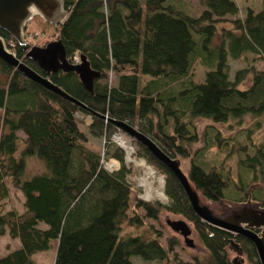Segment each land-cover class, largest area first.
I'll return each mask as SVG.
<instances>
[{
    "label": "trees",
    "instance_id": "trees-1",
    "mask_svg": "<svg viewBox=\"0 0 264 264\" xmlns=\"http://www.w3.org/2000/svg\"><path fill=\"white\" fill-rule=\"evenodd\" d=\"M199 1L205 9L196 17L181 0H62L67 15L57 26V40L68 62L75 55L85 58L99 74L91 92L73 71L48 75L75 103L0 61V236L18 242L0 255V264H37L32 256L51 245L53 264H132V256L162 262L170 254L174 264H231V237L202 223L173 173L134 141V157L163 176L167 203L138 198L124 151L111 140L120 130L117 123H126L165 155L189 160L188 178L208 200L243 201L247 188L259 183L251 196L264 206V139L253 143L252 129L245 130L243 143L227 142L230 150H241L236 179L220 164L200 163L195 154L203 149L192 151L199 141L195 118L236 124L246 116L264 118V70L251 65L230 77L229 64L251 56L264 63V9L247 7L237 17L234 0ZM0 37L17 59L45 76L23 46L2 30ZM247 77L250 84L240 88ZM85 116L91 117L88 125ZM89 137L103 145L93 148ZM221 140L217 131L209 142L218 147ZM31 158L44 171L27 178ZM108 160L119 169L106 170ZM9 185L23 198L21 213L4 211ZM161 212L189 223L205 254L177 258L173 247L180 239L172 234L164 248L158 239L165 227ZM123 225L141 232L122 235ZM234 241L246 264H259L246 238Z\"/></svg>",
    "mask_w": 264,
    "mask_h": 264
},
{
    "label": "water",
    "instance_id": "water-1",
    "mask_svg": "<svg viewBox=\"0 0 264 264\" xmlns=\"http://www.w3.org/2000/svg\"><path fill=\"white\" fill-rule=\"evenodd\" d=\"M66 15L62 0H0V30L6 32L18 46L27 49L26 56L37 64L45 76L42 78L17 59L15 51L6 46L2 37H0V61L63 99L75 103L69 95L50 82L48 75L58 70L73 71L77 74L83 88L91 92L93 81L98 78L99 74L90 68L85 58H80V63L77 65L70 64L67 61L64 47L58 40L49 42L43 47L28 48L23 34L27 23L35 17L49 24L60 25ZM117 126L131 140L142 144L173 173L185 192L192 210L202 223L231 237L227 245V248L235 253L231 264H243L244 262L243 249L234 241L237 236L246 238L253 245L259 264H264V206L252 198L251 191L254 187L250 186L246 190L247 196L243 201L224 198L208 200L196 190L181 171L179 159L165 155L149 138L135 128H130L126 123H117ZM166 224L174 233L183 238V243L187 247H194L193 240L189 238L191 229L185 221L166 220Z\"/></svg>",
    "mask_w": 264,
    "mask_h": 264
},
{
    "label": "rangeland",
    "instance_id": "rangeland-1",
    "mask_svg": "<svg viewBox=\"0 0 264 264\" xmlns=\"http://www.w3.org/2000/svg\"><path fill=\"white\" fill-rule=\"evenodd\" d=\"M238 6L239 12L237 17L242 16L244 13V9L247 7L252 8L255 11H259L260 9H264V0H234ZM189 10L191 11L193 16H199L202 10L205 7L201 4L199 0H181ZM57 26L44 22L42 19L35 17L30 22L27 23L23 33L26 34L27 39H25L27 45L30 42V46L28 47H43L47 43L56 41L57 40ZM25 38V36H24ZM230 64V77L234 74V71L237 69L242 68H249L251 65H254L256 69L264 70V63L257 59H252L251 57H247V59L243 62L240 61H229ZM198 78L203 77L202 70L198 69ZM108 84L114 85L115 83V76L110 74L108 77ZM147 80L145 76L141 77V87L143 86L144 82ZM250 84V77H247L246 81L240 85V88L244 89ZM84 123L86 125L90 124L91 117L85 116L83 118ZM193 123L197 129V135L199 138L198 143L192 145V151H203V155L199 156L196 155V159L204 164L205 166L208 164L215 165L220 164L223 166L224 170L230 174L233 179L239 174L240 171V161L242 159L240 151H235L233 149L230 150L227 142H231L233 140H238L239 142H244L245 130L252 129L250 133V138L253 143H258L262 139H264V118L254 120L250 116H246L242 119V121L238 124L235 122H228V123H212L211 121L202 119V118H195L193 119ZM258 124V125H256ZM220 134V145L216 147L214 144L210 143V136L213 132H217ZM247 132V131H246ZM122 136L125 139H129L130 145L124 149L122 148L115 140V137ZM111 140L120 147L124 151V164L126 167H130V183L134 188L139 190L137 193V197L141 198L144 201L154 202L158 201L160 203H167V197L164 194V186L165 181L162 175H160L157 171L149 167L145 164L142 159H137L134 157L135 154V147H134V140L119 130L118 132H114L111 135ZM89 141L91 142V146L95 149L100 148L103 145V140L100 138H92L89 137ZM221 150H220V149ZM130 157V161H127V158ZM180 161V169L181 171L188 177V169L190 166L189 160L180 159L176 157ZM142 161L145 166L140 167L137 164ZM103 167L106 170L113 171L117 170L120 167V164L115 160H108L103 163ZM44 171L43 163L40 161L31 158L27 161V166L25 170V176L28 178L34 174H40ZM152 171V173H151ZM189 179V178H188ZM10 186V198L4 204V211L9 210L10 208H14L17 212L21 213L23 211L22 202L23 198L20 192L14 189L11 185ZM252 187H259V183L251 184ZM249 186V187H250ZM248 187V188H249ZM247 188V189H248ZM253 190V189H252ZM138 192V191H137ZM252 192V191H251ZM161 193V195H160ZM200 193V192H199ZM201 194V193H200ZM227 197V196H226ZM226 199V198H224ZM230 200V199H229ZM161 222L165 225V227L161 228V236L158 238L163 247H166V240L172 235H176L180 239V246H174L173 251L175 252L177 258L182 260H187L189 254H205L204 248L201 244L199 237L197 236L193 227L187 223L183 218L179 216H175L172 214H168L165 212H161ZM166 220H183L187 223L189 228L191 229V234L189 238L193 240L195 244L194 247L189 248L183 243V238L174 233L166 224ZM155 229H159V225L157 223H153ZM140 233L141 229H135L132 227H128L127 225H123L121 234L126 233ZM18 247V242L16 240H12L8 237L7 234L0 236V255H5L8 252L16 249ZM228 249V248H227ZM230 259L235 256V253L229 250ZM54 254L55 248L53 245L43 252L36 253L32 256L33 260L37 264H53L54 261ZM170 259L168 261H145L139 257L132 256L130 261L132 264H174L172 261L173 254H170ZM244 262L246 264L245 257L243 255Z\"/></svg>",
    "mask_w": 264,
    "mask_h": 264
},
{
    "label": "bare ground",
    "instance_id": "bare-ground-1",
    "mask_svg": "<svg viewBox=\"0 0 264 264\" xmlns=\"http://www.w3.org/2000/svg\"><path fill=\"white\" fill-rule=\"evenodd\" d=\"M115 140L124 149H126L130 145V142H131L129 139H125L122 136L115 137ZM127 161L128 162L130 161V157L127 158ZM145 164L142 161H140L137 164V166L143 167V166H145ZM151 173H152V171H151ZM160 195H161V193H160Z\"/></svg>",
    "mask_w": 264,
    "mask_h": 264
},
{
    "label": "built area",
    "instance_id": "built-area-1",
    "mask_svg": "<svg viewBox=\"0 0 264 264\" xmlns=\"http://www.w3.org/2000/svg\"><path fill=\"white\" fill-rule=\"evenodd\" d=\"M72 62H73L74 64L78 63V62H79V61H78V58H77V57H73V58H72Z\"/></svg>",
    "mask_w": 264,
    "mask_h": 264
}]
</instances>
